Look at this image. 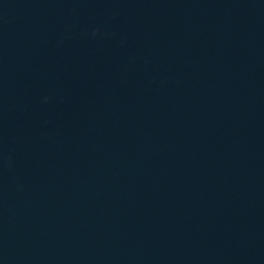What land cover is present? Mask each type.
<instances>
[{
    "label": "water",
    "instance_id": "1",
    "mask_svg": "<svg viewBox=\"0 0 264 264\" xmlns=\"http://www.w3.org/2000/svg\"><path fill=\"white\" fill-rule=\"evenodd\" d=\"M0 264H264V0H0Z\"/></svg>",
    "mask_w": 264,
    "mask_h": 264
}]
</instances>
